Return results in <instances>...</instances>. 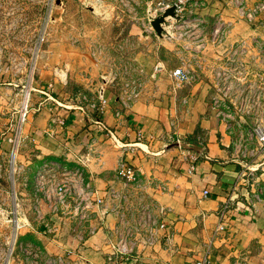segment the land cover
Returning <instances> with one entry per match:
<instances>
[{
    "label": "crops",
    "instance_id": "crops-1",
    "mask_svg": "<svg viewBox=\"0 0 264 264\" xmlns=\"http://www.w3.org/2000/svg\"><path fill=\"white\" fill-rule=\"evenodd\" d=\"M198 1L188 8L184 20L167 22L169 32L163 38L150 35L147 40L151 53L156 46L161 48L167 63L166 55L179 54L194 77L177 95L142 98L124 111L122 118L114 115L118 103L113 87L89 75L96 71L94 66L91 70L81 66L79 48L72 47L70 56L61 54L67 70L54 68L55 77L43 82L18 79L8 87L0 82V143L9 147L15 161L23 162L33 176L44 162L57 161L82 168L90 184L102 192L110 186L122 190L114 169L118 159L125 157L145 178L160 180L168 187L149 186L147 192L172 208L167 218L175 229L170 247L164 241L148 246L138 240L133 252L119 255L108 239L110 228L118 222L116 213L95 206L92 217L82 220L71 201L69 208L58 213L44 205L43 218L59 227L55 235L47 233L43 218L37 215V222L23 224L49 253L69 257L76 264H196L209 251L216 264H264V205L251 206L246 192L247 170L257 166L248 168L243 159L241 136L235 133L243 130L238 124L229 128L212 107L216 70L236 65L243 42L259 54L256 43L264 41V31L258 22L244 18L229 0ZM150 3L142 1L147 8ZM103 5L119 8L113 0H103ZM131 29L134 37L140 34L135 24ZM136 52L142 63L152 65L154 54L144 49ZM254 61L250 62L253 71L249 79L264 92V56ZM65 72L68 77L77 74V86L83 84L108 98L110 104L102 115L105 127L95 121L97 114L91 108H80V100L62 99L69 83L62 78ZM52 84L54 88H50ZM27 92L29 113L21 122ZM175 98L183 104L177 110L173 108ZM138 130L144 138H138ZM204 190L209 191L207 196ZM225 204L229 209L222 218ZM220 224L224 229H219ZM93 227L96 231L90 233Z\"/></svg>",
    "mask_w": 264,
    "mask_h": 264
},
{
    "label": "rangeland",
    "instance_id": "rangeland-1",
    "mask_svg": "<svg viewBox=\"0 0 264 264\" xmlns=\"http://www.w3.org/2000/svg\"><path fill=\"white\" fill-rule=\"evenodd\" d=\"M92 1L86 5L81 0H0L2 85L8 87L9 82L18 79L22 80L20 82H43L51 76L55 77L54 68L63 66L67 70L61 54L70 56V50L75 47L79 48L83 60L81 66L89 67V70L94 66L96 71L89 75L99 82L108 80L117 98L124 82L137 77L143 81L142 98L162 99L170 94L177 95L182 87L175 86L169 72L160 74L156 79L151 77L158 59L164 62L169 71L180 66L182 60L179 54L169 53L165 56L167 63L161 56V48L156 46L154 53L149 50L147 40L150 39V33L145 30L143 23L150 18V14L156 15L158 0H144L151 1L149 8L142 4L143 0H113L119 5V8L113 9H106L103 0ZM132 24L139 28L140 34L136 37L130 34ZM144 36L147 38L143 39ZM139 49L154 54L150 67L136 57ZM97 50L96 59L94 52ZM135 68L143 71L141 74L135 73L132 70ZM66 73L62 74V78L64 82L69 79V83L62 99L86 102L84 94L96 96L98 90L92 91L83 84H75L76 73H70L69 77ZM50 88H54V85ZM239 93L232 90L234 102ZM236 104L240 107L239 103ZM182 105L175 98L172 107L177 110ZM231 108L234 119H230V123L235 128L237 124L243 127V132H235L241 136L240 150L245 154L243 159L248 168L257 166L256 169H248L245 175L248 181L247 201L251 206L253 203L264 205L263 200L256 198V194H261L264 188V142L259 135L262 132L255 131L264 129V105L251 106L253 113L243 114L242 117L235 105L232 104ZM29 169L23 167V162L15 161L9 147L0 143V264H76L69 257L63 255L60 258L59 254L46 251L37 235L28 232L23 226L28 221L37 222L34 176ZM17 222L20 223L19 229L16 228Z\"/></svg>",
    "mask_w": 264,
    "mask_h": 264
},
{
    "label": "built area",
    "instance_id": "built-area-1",
    "mask_svg": "<svg viewBox=\"0 0 264 264\" xmlns=\"http://www.w3.org/2000/svg\"><path fill=\"white\" fill-rule=\"evenodd\" d=\"M229 1L239 9L244 18L249 22H258L264 31V0H253L251 3L248 0ZM196 3H200V1L158 0L155 6V14H160L167 8L176 6V13L184 16L185 19L188 8ZM174 20L176 19L168 18V21ZM143 25L150 35H157L151 25L150 18ZM243 43L245 46L242 44L239 52L240 57L234 60L236 65L217 69L215 72L216 95L212 99V107L217 116L223 119L229 128L233 126L230 123V119H234L231 112L232 104L235 105L241 117L246 113H253L251 106L256 104L264 105V92L262 90L259 91L258 84L249 79L253 71V66L250 62L260 55L264 56V41L256 43L260 45V55L253 53L252 48L245 42ZM94 56L96 59L98 58V50L94 52ZM246 56H248L249 60L245 58ZM132 70L139 74L143 71L140 68ZM165 72H169L176 87H183L195 75L186 62L182 61L180 66L169 71L166 69L164 62L158 59L154 64L151 77L156 79ZM105 81L109 82L108 80ZM142 87L143 81L141 77L124 82L121 94L116 101L118 103L117 108L114 110L116 118H122L124 111L131 109L137 101L142 99ZM232 90L234 93L240 91L235 102L232 98ZM83 98L86 102L80 100V108L84 111L87 108H91L97 114L95 121L104 126L102 115L110 104L108 98L104 97L99 91L96 96L88 97V95L84 94ZM29 99L30 93L27 92L21 106V122L27 120ZM236 103H239L240 107H237ZM247 106H250L249 108L251 109H247ZM255 131L262 132L259 135L261 141L264 142V129H256ZM137 136L142 139L145 135L142 130H138ZM114 176L116 180L123 184V189L119 190L116 186H110L106 191L102 192L90 184L82 168L69 166L57 161L44 162L34 175L33 180L36 215L40 219L44 217L43 208L45 204L50 212L58 213L69 208L71 201H73L81 219L88 220L92 217L93 208L97 206L102 210L115 212L118 217L117 224L110 228L108 232V239L111 241L115 253L126 255L133 252L138 240L145 242L148 246L164 241L166 246L170 247L175 235V229L168 223L167 218L172 212V208L151 198L147 192L149 186L159 190H166L168 188L167 185L157 179L145 178L141 170L125 157L118 159L114 169ZM208 193V190H204V196H207ZM261 194H256V198L264 201V188ZM255 204L253 203V206ZM228 209L229 204H225L220 212L222 218H226ZM42 222L48 234L55 235L59 230L58 226L46 221L45 218L42 219ZM16 228H20L18 222ZM219 229H224V225L220 224ZM95 231L96 228L94 227L90 229V233ZM208 252L196 264H216L211 260Z\"/></svg>",
    "mask_w": 264,
    "mask_h": 264
},
{
    "label": "water",
    "instance_id": "water-1",
    "mask_svg": "<svg viewBox=\"0 0 264 264\" xmlns=\"http://www.w3.org/2000/svg\"><path fill=\"white\" fill-rule=\"evenodd\" d=\"M169 17L175 18L178 22L184 20V16L176 13V6H171L160 14H150L151 25L156 34L161 38L167 34V22Z\"/></svg>",
    "mask_w": 264,
    "mask_h": 264
}]
</instances>
